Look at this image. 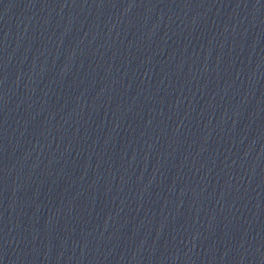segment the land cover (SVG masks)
Returning a JSON list of instances; mask_svg holds the SVG:
<instances>
[{
	"label": "water",
	"instance_id": "1",
	"mask_svg": "<svg viewBox=\"0 0 264 264\" xmlns=\"http://www.w3.org/2000/svg\"><path fill=\"white\" fill-rule=\"evenodd\" d=\"M0 264H264V0H0Z\"/></svg>",
	"mask_w": 264,
	"mask_h": 264
}]
</instances>
